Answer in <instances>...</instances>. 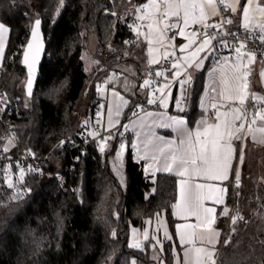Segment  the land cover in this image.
<instances>
[{"label":"trees","instance_id":"obj_1","mask_svg":"<svg viewBox=\"0 0 264 264\" xmlns=\"http://www.w3.org/2000/svg\"><path fill=\"white\" fill-rule=\"evenodd\" d=\"M148 1L0 0V22L11 30L0 76V143L13 127L18 148L12 153L58 156L62 144L67 151L94 114V101L100 99L96 84L107 70L134 63L139 85L145 75L156 73L152 67L144 73L147 44L133 30L137 8ZM36 19L43 23L47 54L27 106L15 89L27 76L22 54ZM93 34L103 62L89 74L82 55ZM87 91L85 124L73 130L70 117ZM130 99L131 110L137 104L150 108L137 93ZM201 113L195 99L184 114L192 124ZM121 137L118 132L111 152H101L94 141L86 153L73 155L78 162L67 155L45 164L47 174L32 179L30 196L0 206V264H132L133 259L137 264L160 259L173 264L172 242L161 251L153 249L151 240L138 251L130 246V232L162 212L174 231L178 178L146 174L129 144L123 187L108 160L125 142ZM57 171L64 173L65 183L57 180ZM227 201L229 214L217 224L222 232L217 264H264V179L246 174L238 187L231 184Z\"/></svg>","mask_w":264,"mask_h":264},{"label":"crops","instance_id":"obj_2","mask_svg":"<svg viewBox=\"0 0 264 264\" xmlns=\"http://www.w3.org/2000/svg\"><path fill=\"white\" fill-rule=\"evenodd\" d=\"M218 1L219 0H213V6L208 7L206 6V0H195L197 4L205 6V20L203 21V23L197 24L215 25L216 27L213 28L219 32L221 31V20L219 19V11L217 8ZM171 2H175V0H171ZM224 2L228 5L233 4V0H224ZM261 2L262 0H252L249 19L247 21V28L251 30L257 29V33L259 36L264 34L262 33L260 27V25L264 23V16L256 11V5L261 4ZM158 5L159 0L156 6L155 4H153V6H151L150 8L143 7L142 14L144 15V18H137L136 15L135 23L133 25V30L136 33V26L139 22H142L143 26L141 28L137 26V31L141 33V36H137L139 38L143 37L147 41L151 40L152 43L154 41L153 33L155 31L152 30L151 32H149L146 26L149 24V21L152 20L154 11L160 12V19L166 18L162 15L167 9L165 4L163 5V8L161 10L158 9ZM240 5L248 6V0H238V3H236L235 5L237 10L235 12L232 11V23L229 27V30L232 33H237L243 27H245L244 25L246 21L243 17ZM195 14L197 16L199 15V9L196 10ZM182 15L183 13H181V16ZM170 18L171 19L167 23H178V27L165 29L162 23L161 27H163L164 34L167 37V52L172 54L169 58L165 57L164 55V60H166V69L168 70V77H172L173 75L175 76V79L173 80L174 82L169 86L168 89L164 90L162 93H155V97L152 98V100H154L155 102L149 104L150 108L145 109L143 108V105L137 104L139 106L137 107L136 105V107L131 110L130 96L136 95L137 93L139 96H143V98H145L147 101L150 99L140 93V87L142 86V83L141 85H139V83L134 78L136 74V65L134 63H131V68L127 67V69L129 70V77L127 78V80H124V78L122 77H117L118 80H124L123 82L126 88H123L121 86L122 81H119V84L116 85L114 84V82L110 83L107 88H98L99 97L103 105V111L102 114L96 119V123L99 124V128L96 132L92 131V134L97 133L94 137H98L100 135V131H104L106 133L104 137H108L109 133H111L113 139H107L105 141V144L107 147H111L112 144L113 150L116 140V134L120 131V126L123 123L122 134H126V136L129 137L128 142L123 143L126 148V154L129 144H132V146L135 145L136 147H133L135 157L143 165V170L146 174H166L177 177L178 190L176 204H178L180 202V177L175 175V167L173 172L171 173L163 170L165 158L170 157L172 149H167L166 152L161 155L157 151V146L164 147V145L155 140H153L152 143H147L149 139V133L154 132L156 136L164 137L165 141H174L175 144L173 145V147H175L179 145L180 139L182 138L180 132L174 127H159L161 123H167L169 117L183 118L185 120V131H192L193 133H195L196 130H200L201 132H203V129L208 125L220 123V121L216 120L214 111L218 110L221 113L226 111L230 112V109L228 107H220V105L227 106L231 104L234 108L246 109L245 115L247 119L243 121L245 123V127L239 133H236L231 140V145L234 149V153L233 158L230 162L231 168L229 170L228 178L223 181H204L201 179H195L193 181L194 184L211 183L214 184L217 188L226 189V191L223 193H214V195L220 196V203H214L213 200L207 199L204 201L205 207H212L215 209L214 213L212 214V219L214 220V223L212 224V233H209L207 230L197 229V232L199 234L196 237L194 245L182 243L179 233L191 231V229L182 228L178 231L177 225H193L196 224L197 221L194 216L181 218L177 214L178 209L175 208L174 216L176 219V223L174 225V231L171 233L173 237L167 240L169 242H171V240L174 241L171 245V251L174 254L173 264H185V250L191 247L204 248L211 253V256L204 255L202 257L204 264H217V252L222 239V232L217 224L219 217L221 215H224V209L227 208L229 210L227 206L228 192L231 184L236 185L234 174L235 171H239L241 181L246 174L257 175L258 177L264 179V133L258 131L259 128L264 127V121H261L258 117H256V123L251 124V127L253 129V132L251 133L249 132L248 127L251 123L255 111L254 109L252 110V112H250V114H248L250 105H264V101L257 99V97H264V78L261 77V73L264 72V57L256 52L244 53L241 51V53L238 54L233 49L232 42L225 41L227 45L225 46L224 40H220V34L215 35L212 44L207 49H205V51L200 52L197 56L193 57L192 53L195 51L196 46L200 42L197 41L192 35L187 34L186 28L195 24H193L190 20L189 25L185 27L183 25L182 19L178 22L176 17L171 16ZM5 26L8 28V31L0 36V45H2L3 48L2 53H0V76L11 34L10 28L7 25ZM179 28L184 29L183 36L180 35ZM190 41H195V43L190 44ZM146 44L148 45L147 42ZM185 45H188V47H186L185 50L181 52V46ZM249 54L255 57V59L251 62L248 58ZM185 57H187V60H185ZM201 57L205 58L201 59ZM149 60H151V56L147 48V62ZM197 61H199V64L197 63ZM174 63L179 64L180 67L178 69H173L172 64ZM127 65L129 64L122 63L119 66L123 67ZM155 66L156 65L154 64L150 65V67H152L153 69L156 68ZM176 72H180V75H175ZM236 72H239L240 80L233 82L231 78ZM188 75L191 76V82L182 85L181 81L185 80ZM221 76L224 77L225 84H221ZM159 78L163 81L162 77ZM230 83H236L240 85L242 93L247 97L244 105H240L238 102L233 103L230 100H224L220 98V91L225 87L226 84ZM163 86L164 82L162 87ZM213 89H215L216 91H213ZM114 93H117L118 95H114ZM179 94H181V96H179ZM121 98H123V100H127L128 103L124 104ZM195 99H197V106L202 113L200 117L191 124L189 117L184 113L189 109L190 103L195 101ZM178 100L181 104V107L184 109L182 112L177 107ZM161 101H163V104H161ZM212 104H217L218 108L214 110L212 108ZM117 107L119 108V115H117ZM109 109H111V125L109 124ZM128 112L131 115L128 119H126ZM149 113H151V115H148ZM224 118L225 117H221V120H223ZM227 118L231 119V115H229V117ZM204 121H206V123H204ZM239 123L240 121L237 122V126ZM145 155H148L149 157L152 155H156L157 159H143L142 157H144ZM241 155L243 157L242 163L240 161ZM158 168L159 170H157ZM201 218L203 219V216ZM154 222L155 220L149 219L143 229L132 227L130 232L131 245L141 244V250H145L146 245L152 240L153 249L158 248L161 250L158 244L153 240ZM145 231L148 233L147 239H145L144 236ZM215 233H218V236L215 235ZM209 236H211V243L208 242ZM157 264H161L160 261Z\"/></svg>","mask_w":264,"mask_h":264},{"label":"snow or ice","instance_id":"obj_3","mask_svg":"<svg viewBox=\"0 0 264 264\" xmlns=\"http://www.w3.org/2000/svg\"><path fill=\"white\" fill-rule=\"evenodd\" d=\"M220 3L223 4L224 0H220ZM236 3L238 0H233V4L225 5L226 8H231L233 12L236 9ZM164 4L167 8V11L164 12L163 16H168L169 14L173 17H176L177 21L179 22L182 19L183 25L187 27L189 25V21L193 24L203 23L205 20V10L204 7L200 4H197L195 0H175V2H171V0H164ZM252 5V0H248V6L240 5V9L243 13V17L246 21L245 28L248 27V19H249V12ZM206 6L212 7L213 0H206ZM147 7V6H145ZM199 9V15L197 16L196 10ZM256 11H258L262 16H264V0H262L261 4L256 5ZM181 13L183 15L181 16ZM143 19L144 17H139ZM228 24H231V19L227 20ZM41 21L40 19L35 20V26L32 29L31 36L32 42L28 44V51L25 52L24 55V63L27 65L28 69V79H27V89L28 94H32V87H33V80L35 77V65L39 61L40 52L43 49V44L39 38V29H40ZM165 29L178 27L177 24H169L165 23ZM206 27H216L215 25H206ZM262 33H264V23L260 25ZM149 32L153 29V24L148 25ZM8 28L5 26L4 23L0 22V36L3 33H6ZM180 35H184V29L179 28ZM204 39L200 42L195 51L192 53V56H197L200 52L205 51L211 44L213 37L208 33L204 32ZM261 40H264V34L260 35L259 37ZM151 43V40H149ZM191 43H195V41H190ZM225 46L226 42H225ZM188 45L181 46V52L185 50ZM245 45L241 43L239 47L235 49V51L240 54L241 49H243ZM3 48L0 45V53H2ZM171 55L170 53H165V56ZM205 57H201L204 59ZM249 61H253L255 57L251 54L248 56ZM187 60V57H185ZM199 64V61H197ZM180 67L179 64H172L173 69H178ZM155 75L160 76L162 75L161 72H156ZM175 75L179 76L180 72H176ZM247 75V74H245ZM261 77L264 78V72L261 73ZM232 81H239L240 74L236 72L232 76ZM191 76L188 75L187 78L181 81V84L190 83ZM145 85L149 84L148 80L144 81ZM221 84H225L224 77L221 76ZM246 87V85H245ZM213 91H216L213 89ZM114 95H118L114 93ZM219 96L221 99L230 100L233 103L238 102L240 105H244L247 97L242 93L241 87L239 84L230 83L226 84L225 87L220 91ZM124 104H127V100H123ZM257 99L264 101V97H257ZM149 104L154 103L155 101L149 99L147 101ZM163 104V101H161ZM139 105H137L138 107ZM177 107L182 112L184 109L181 107L180 102H177ZM220 107H228L230 109L226 112H219L216 110L218 108L217 104H212V108L214 111V115L216 120L220 121V123H215L212 125H208L203 129V132L200 130H196L195 133L192 131H185L184 125L185 120L180 117H169L167 123H161L159 127H174L176 128L182 138L180 139L179 145L173 147L175 144L174 141H165L164 137L156 136L154 132L149 133V139L147 143H152L153 140L160 142L163 144L164 147L157 146V151L163 155L167 149L171 148L172 152L170 157L165 158V164L163 170L166 172H173L175 167V175L180 177L179 180V189H180V202L174 205L175 208L178 209V215L181 218H187L188 216H194L196 218L197 223L193 225H177L178 231L182 228L191 229V231L180 232V240L184 244L194 245L196 241V237L198 236L197 229L207 230L209 233H212V224L214 220L212 219V214L214 213L215 209L212 207H205L204 201L213 200L214 203H220L221 198L218 195H214L216 192H225L226 189L224 188H217L214 184L211 183H193L195 179H201L204 181H223L228 178L229 170L231 168V160L233 158L234 149L231 145V140L236 133H239L245 127V121L247 119L245 113L246 109L241 108H234L231 104L225 106L220 105ZM117 115H119V108L116 109ZM135 114V113H134ZM148 115H151L149 113ZM231 115V119L227 118ZM221 117H225L221 120ZM256 117H258L261 121H264V111H261L259 108H256L253 114V118L251 123L249 124V132H253L251 124L256 123ZM240 123L237 126V122ZM206 123V121H204ZM109 124H112L111 120V109H109ZM258 131L264 133V127L259 128ZM97 133H93L92 135L95 136ZM111 137V133H109L108 137H101L100 143V151H105V141ZM255 138V137H253ZM132 147H136L133 145ZM7 147L4 151H7ZM125 150V145H120V150L117 153V158H119L120 154L123 153ZM143 159H152L156 160L157 156L152 155L148 156L145 155L142 157ZM240 161L242 163L243 157L240 156ZM159 170V168L157 169ZM235 182L236 186H239L240 182V175L239 171H235ZM20 179L23 180V170H21ZM14 185L11 181L8 183V187L12 188ZM20 194L17 193L13 199H19ZM224 215L228 214V209L225 208ZM203 216V219L201 218ZM237 216H233L232 220L235 223ZM242 219V217H239ZM115 235V233H113ZM167 235V234H166ZM218 236V233H215ZM145 239L148 238V233L145 231L144 233ZM171 239V237H168ZM209 243L212 242L211 236H209ZM131 247H139V245H130ZM204 255L211 256V253L208 252L204 248L200 247H191L185 250V264H204L202 257ZM132 264H135V261H132Z\"/></svg>","mask_w":264,"mask_h":264},{"label":"built area","instance_id":"obj_4","mask_svg":"<svg viewBox=\"0 0 264 264\" xmlns=\"http://www.w3.org/2000/svg\"><path fill=\"white\" fill-rule=\"evenodd\" d=\"M163 0H159L158 9L163 8ZM227 3L217 2V8L219 11V19L221 20V31H217L213 27H206L203 24H195L186 28V33L192 35L197 41L202 42L205 38L203 33L208 32L214 40L216 34H220V40L232 42L233 49L235 50L241 43L245 45L241 49L244 53L256 52L264 57V40H261L257 33V29H249L243 27L239 32L232 33L229 30L230 24L227 23L228 19H231L232 10L231 8H226ZM212 40V41H213ZM150 85L149 89L158 94V89L163 85V81L155 75V72L149 73ZM109 83V82H108ZM109 85V84H108ZM99 89L103 88V84L100 83ZM94 114L89 118L87 126L83 132H81L77 137H75L71 143L68 145V150L66 148L62 154L54 157L40 158L31 151H23L19 154L12 153L13 150L18 148V143L16 139V132L13 127H8V132L4 135L3 141L0 143V206L9 203L11 200H21L25 199L32 194L31 181L32 179H43L47 174L45 169V164L61 160L67 155L71 156L74 162L79 161V156L83 155L87 151V147L94 141H98L101 137H104L106 133L100 132L98 137L92 135V131L96 132L98 130V124L96 119L102 114L103 105L101 99H96L94 101ZM259 108L264 111L263 104H253L250 105L248 109V114L252 110ZM120 135L123 141H127L126 134H122L123 123L120 126ZM11 143V146H9ZM7 147V151L4 149ZM75 153L77 154L76 156ZM21 170H23V180L20 179ZM57 180L63 184L65 183L66 177L62 171H57L55 173ZM11 181L13 187L9 188L8 183ZM20 194L19 199H13L14 196ZM237 221V219H236ZM235 221V222H236ZM233 222V220H232Z\"/></svg>","mask_w":264,"mask_h":264},{"label":"rangeland","instance_id":"obj_5","mask_svg":"<svg viewBox=\"0 0 264 264\" xmlns=\"http://www.w3.org/2000/svg\"><path fill=\"white\" fill-rule=\"evenodd\" d=\"M156 1L158 3V0H149L148 3L144 4L141 7H138L137 8V14H136L137 18L144 16L142 14L143 7L147 6L148 8H150L151 6H153V4H155V6H156L157 5ZM166 11H167V9H166ZM159 15H160L159 11L158 12L154 11V15L152 17V20L149 21V24H153L152 30L155 31L153 33V38H154L153 43H152V41H151V43H149V40L147 41L143 37L141 39L148 43L147 48H148V52L151 56V60H149L143 66V71H144V73H146V71L148 70V67H150L151 64L156 65L155 66L156 72L162 73V75H160L158 77H162L163 82H164V86L162 87V89L161 88L158 89V92L162 93L164 90L168 89L169 86L174 82L173 80L175 79L174 78L175 76L173 75L172 77H170V76L168 77V70L166 69V62H165L166 60H164L165 53H169V52H167V50H168L167 49L168 48L167 37L164 34L163 27H164L165 23L169 22V20L171 19L170 18L171 15L169 14L168 16H165L166 18H162V19L159 18ZM161 23H162L163 27H161ZM148 25L146 26L147 29H148ZM137 26L139 28H141L143 26V23L139 22ZM137 26L135 28V31H136L138 36H141L140 35L141 33H139L137 31ZM97 43H98L97 36H96V34H93L92 39H91L90 44H89V47L83 52V55H82V61L84 63L85 71L89 74L92 73L93 70L103 62V58L97 54ZM171 55H168L167 58H169ZM128 64L129 65H127V66L113 67L112 69L107 70V72H106L107 77L105 79H102L101 81H98L96 84L97 87H99L100 83H102L103 87H106V88L108 87V84L113 83V82L115 85L119 84V81H122V80L121 79L118 80L117 77H122V78H124V80H127V78L129 77V75H128L129 70L127 69V67L131 68V66H132V65H130L131 63H128ZM170 72H171V70H170ZM145 80L149 81L148 85L144 84ZM123 81L121 83V86L123 88H126ZM142 81L143 82H142V86L140 87V93L142 95H145V97L150 98V99L155 97V92H153L149 89V85H150L149 77H146V75H145V78ZM25 83H26V78H25V76H22L20 78V80L17 82L15 90H16L17 95L19 97H21L22 102L28 106L30 104V101H29V99L25 93ZM89 89H90V87H89ZM179 96H181V94H179ZM87 97H88V91L85 92V97L83 98V101L81 102V104L78 106V108L75 110V112L70 117V119H71L70 122H71V126H72L73 130H75L79 126L85 124V118L84 117H85V111H86V106H87V102H88ZM109 139H113L112 135ZM100 143H101V139H99V141H98L99 150H100ZM121 144H123V143L118 144V147L115 149L114 153L112 152L111 154H109L108 160H109V163L111 165L112 170L114 171V173L118 177L120 183L123 185V187H125L127 184V177H126V172H125L126 150H124L123 153L120 154L119 158H117V153L120 150ZM9 146H11V143H9ZM64 149L61 150V152H63ZM111 150H112V144H111V147H107L105 144V151L103 153L110 152ZM228 214H229V210H228ZM232 224H236V222L235 223L232 222ZM171 233H172V230L168 224L166 214H165V212H162L155 219L154 234H153V240L161 248V251L165 248V243L169 242V241H167V240H169L168 237H171V238L173 237ZM171 242L173 243L174 241L171 240ZM133 260L135 261V264H137L136 260L135 259H133ZM160 263L165 264V260L160 259Z\"/></svg>","mask_w":264,"mask_h":264},{"label":"water","instance_id":"obj_6","mask_svg":"<svg viewBox=\"0 0 264 264\" xmlns=\"http://www.w3.org/2000/svg\"><path fill=\"white\" fill-rule=\"evenodd\" d=\"M41 21V20H40ZM35 26V23L33 25V28ZM32 28V29H33ZM32 32V31H31ZM39 38H40V41L41 43L43 44V49L42 51L40 52V55H39V61L38 63L35 65V77H34V80H33V87H32V94L29 95L28 94V89H27V79H28V69H27V65L24 63V55H25V52L28 51V44L30 42H32V36L30 34L29 38H28V41L24 47V50H23V54H22V63H23V66L25 67L26 69V83H25V93H26V96L27 97H32L33 94L35 93L36 91V88H37V84H38V80H39V76H40V71H41V67H42V64L45 60V57H46V54H47V43H46V36L44 34V31H43V23L41 21V25H40V29H39ZM61 150L64 149V143L62 144ZM139 247H134L135 250H138L140 251L141 250V244H138Z\"/></svg>","mask_w":264,"mask_h":264}]
</instances>
